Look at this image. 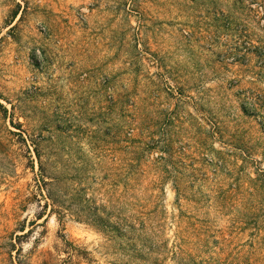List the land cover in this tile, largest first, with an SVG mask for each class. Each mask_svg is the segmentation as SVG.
Returning a JSON list of instances; mask_svg holds the SVG:
<instances>
[{"label":"rangeland","instance_id":"1","mask_svg":"<svg viewBox=\"0 0 264 264\" xmlns=\"http://www.w3.org/2000/svg\"><path fill=\"white\" fill-rule=\"evenodd\" d=\"M0 264H264V0H0Z\"/></svg>","mask_w":264,"mask_h":264}]
</instances>
